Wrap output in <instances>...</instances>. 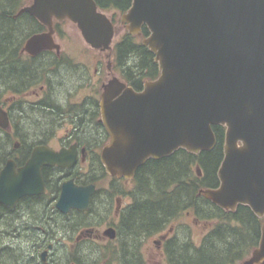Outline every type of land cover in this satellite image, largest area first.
I'll return each mask as SVG.
<instances>
[{"label":"water","instance_id":"obj_1","mask_svg":"<svg viewBox=\"0 0 264 264\" xmlns=\"http://www.w3.org/2000/svg\"><path fill=\"white\" fill-rule=\"evenodd\" d=\"M20 12L47 27L25 42L32 55L55 43L54 20L68 19L94 48L109 49L114 37L112 22L94 0H31ZM120 22L131 35H139L142 26L148 29L142 45L160 73L140 92L117 79L104 86L100 106L109 141L101 162L106 173L132 179L148 159L179 149L210 151L216 144L212 126H221L219 186L200 193L225 211L244 205L264 217V0H132ZM66 156L36 148L17 171L9 161L0 171V203L12 206L42 193L41 168L61 165ZM93 192L92 185L68 182L56 207L87 210ZM105 234L115 236L113 229ZM242 264H264V223L258 246Z\"/></svg>","mask_w":264,"mask_h":264},{"label":"flooded vegetation","instance_id":"obj_2","mask_svg":"<svg viewBox=\"0 0 264 264\" xmlns=\"http://www.w3.org/2000/svg\"><path fill=\"white\" fill-rule=\"evenodd\" d=\"M15 2L9 17L26 30L16 43L5 46L11 52L6 63L0 60V64H6V69L0 67L3 71L0 75H7L4 80L0 79V171L9 161L14 163L17 171L36 148L56 153L65 151L75 159L68 164L71 157L66 156L61 165L41 168L42 193L21 197L12 206L0 203V256L14 253L17 264H110L113 255L119 253L118 225L133 204L137 184L134 180L136 174L132 179L110 176L101 162V152L109 141L102 122L101 96L104 86L113 79L140 92L146 82L153 81L158 75L142 81L136 76L129 78L125 74L124 59H119V45L116 43L107 50L85 42L76 45L60 43V36H63L61 25L67 20L54 21V44L33 55L28 53L27 39L46 32L47 27L30 14L20 12L31 0ZM117 13L105 14L113 22V15ZM29 18L37 26L35 24V28L27 32ZM196 171L201 176L200 169ZM105 179L111 181L107 188L100 186ZM68 182L75 186H94L87 210L70 208L63 211L56 207L62 186ZM120 184L123 187H118ZM218 186L219 180L214 188ZM209 202L224 213H235L237 209L225 211ZM111 211L113 215L109 214ZM186 216L208 226L198 243L190 238V226L186 223L180 225L182 235L175 234L180 218L174 222L175 227L145 236L138 242L136 249L142 264H151L142 253L146 241H152L166 264H172L171 240L190 243L200 249L207 234L221 224L217 219L199 221L190 212L183 217ZM108 229L114 230V238L105 234ZM97 245L102 249L99 250ZM251 252L239 264L248 259Z\"/></svg>","mask_w":264,"mask_h":264},{"label":"trees","instance_id":"obj_3","mask_svg":"<svg viewBox=\"0 0 264 264\" xmlns=\"http://www.w3.org/2000/svg\"><path fill=\"white\" fill-rule=\"evenodd\" d=\"M16 0H0V60L6 63L11 52L6 45L16 43L26 28L14 23L9 17ZM103 12L124 13L131 0H94ZM34 21L27 20L28 30H33ZM37 26V24H36ZM126 34L115 41L119 45V59H124L125 74L154 79L159 71L153 54L141 44L137 36ZM141 35L147 36L146 27ZM6 69V64H0ZM3 73V71H0ZM0 75V79L7 78ZM6 80V79H5ZM141 83V82H140ZM216 144L210 151L195 155L179 149L159 160L148 159L136 171L137 194L121 225H118L119 253L113 255L114 264H142L137 254L138 242L145 236L161 232L171 223H176L187 212L199 221L217 219L215 229L207 234L200 249L190 243H169L172 264H236L250 254L260 238L263 218L256 217L247 206H238L235 213H224L200 195V190L217 186V167L223 153L224 127L212 126ZM1 149V147H0ZM1 158V153H0ZM200 169L201 176L197 174ZM218 215V217H217ZM236 221V222H234ZM14 253L0 256V264H17Z\"/></svg>","mask_w":264,"mask_h":264},{"label":"rangeland","instance_id":"obj_4","mask_svg":"<svg viewBox=\"0 0 264 264\" xmlns=\"http://www.w3.org/2000/svg\"><path fill=\"white\" fill-rule=\"evenodd\" d=\"M119 16H120V13L113 15L114 17L113 22L116 27V34H115L114 41H116L118 38H121L122 36L126 34L125 33L126 29L119 23ZM61 30H62L63 36H60L61 37V40H59L60 43L66 44V45H76V44L84 43L79 33V30L71 22L63 23L61 25ZM109 182L111 181L108 179H105L100 186H102L103 188L104 187L107 188L109 185ZM118 187H123V185L120 184L118 185ZM113 211H114V208H113ZM109 214L113 215V212L111 211ZM180 222H179L180 224L178 223L177 226L174 223H171L167 228H165V230H168L169 227L176 226V227H179V229L175 230V234L182 235L180 225L184 226L186 223L188 226H190L188 227L189 232H190V238L195 243H198V240L200 239L202 234L205 233V231L208 229L207 225H202V223L196 222L192 216H186L185 218L183 217L181 218ZM101 247H102L101 245H97V248H99V250L102 249ZM142 251H143L142 253L144 254V259L146 261H150L151 264L153 263L154 264H166L165 260H163V257L155 249L152 241L150 240L146 241L145 244L143 245ZM110 264H114V263L110 262ZM236 264H239V263H236Z\"/></svg>","mask_w":264,"mask_h":264}]
</instances>
